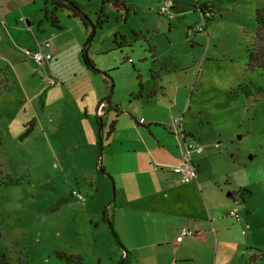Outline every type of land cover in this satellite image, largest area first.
I'll return each mask as SVG.
<instances>
[{
	"label": "rangeland",
	"instance_id": "rangeland-1",
	"mask_svg": "<svg viewBox=\"0 0 264 264\" xmlns=\"http://www.w3.org/2000/svg\"><path fill=\"white\" fill-rule=\"evenodd\" d=\"M26 1L27 10L41 12L45 20L46 0ZM75 1L90 17L104 0ZM125 1L138 10L129 24L135 19L145 30L146 37L130 36L126 52L141 68L147 87H153L152 75L159 68L154 52L165 65L162 83L169 94L160 99L170 109L156 113L173 129L179 127L177 118L184 121L193 135L187 137L191 144L206 147L201 172L221 182L226 201L241 216L238 221L224 214L233 225L221 233L218 252L205 251L206 260L214 256L218 264H264V91L259 90L264 88V71L247 65L248 50L257 39L256 10L264 8V0H169L168 15L159 13L162 0ZM115 9H106L110 22L97 29L98 48L109 45L117 24ZM118 54L112 50L96 59L110 63ZM130 70L132 64L126 62L112 71V79L139 90L140 73ZM5 84L0 80V264H129L126 245L104 215H113L114 202L108 206L117 195L114 176L101 172L84 145L69 150L72 135L87 133L85 124L77 119L73 126L36 128L23 136L37 114L27 103L28 84L16 80L14 89H5ZM113 95L110 99L119 97L126 104L135 98ZM110 118H104V131ZM103 150L105 168L104 138ZM73 190L85 199L74 197ZM114 228L118 233L115 222Z\"/></svg>",
	"mask_w": 264,
	"mask_h": 264
},
{
	"label": "crops",
	"instance_id": "crops-1",
	"mask_svg": "<svg viewBox=\"0 0 264 264\" xmlns=\"http://www.w3.org/2000/svg\"><path fill=\"white\" fill-rule=\"evenodd\" d=\"M48 1L45 9L54 10ZM110 2L106 0L100 11L90 14L89 25L67 8L56 9L54 13L61 25L58 28L44 20L41 12L27 10L30 4L26 0H0V63H5L0 64V80L6 81L5 89H14L16 80L28 84L25 96L30 99L27 103L37 113L30 121L28 132L36 128L59 130L62 124L73 126L77 119L85 124L87 133L79 138L72 135L69 150L75 151L84 145L88 155L91 150L96 156L99 168L98 118L101 116L104 124V118L111 117L108 129L104 131L103 128L107 159L104 170L114 176L117 195L108 207L114 202L112 216L119 238L128 249L125 254L129 264H218L217 257H211L210 262L206 260L205 251L210 250L212 254L215 249L218 252L221 233L233 225V220L225 218L224 214L241 221L239 211L226 201L221 182L212 174L207 176L201 172L205 146L202 152L194 149L190 152L197 167L196 179L184 182L175 170L184 163L187 145L191 144L187 137L193 135L183 126L184 121L180 123L177 118L179 127L173 129L156 113L164 107L160 96L168 97L169 93L162 83L165 65L158 60L153 48H150L154 52L153 62L159 67L152 75L153 87H147L141 68L126 52L127 47H131L130 36L137 38L145 33L135 19L129 24L132 12L138 14L137 7L125 0ZM110 5L116 7L117 13H122L124 6L130 18L127 20L128 15L125 20L116 18L109 45L98 48L97 29L101 30L103 23L96 28L93 24L101 23L104 17L107 18L104 23L110 22L106 10ZM64 9H67V17L59 16V10ZM90 26L94 31L89 32ZM46 40L51 44L53 57L44 65H37L26 50H36ZM84 50L96 68L99 67L98 71L85 63ZM112 50H119L123 55L112 57L110 63H100L96 59L97 55H106ZM143 56L147 61L148 57ZM126 62L140 73L139 90L132 84H119L112 79L115 78L112 71L125 66ZM51 79L55 80L54 84L50 83ZM113 87L111 96L122 92L135 98L128 104L119 101V97L107 98ZM165 105L164 112L170 109ZM100 107L102 114L98 113ZM147 113H151L150 117ZM113 121L115 127L110 132ZM174 141H178V145L175 146ZM231 209L237 211L238 218L230 214ZM183 227L195 230V235L183 236L180 233Z\"/></svg>",
	"mask_w": 264,
	"mask_h": 264
},
{
	"label": "trees",
	"instance_id": "trees-1",
	"mask_svg": "<svg viewBox=\"0 0 264 264\" xmlns=\"http://www.w3.org/2000/svg\"><path fill=\"white\" fill-rule=\"evenodd\" d=\"M49 1L51 2L54 10L66 7L69 10H71L75 16H78V17L80 16L81 20L84 24H86V25L90 24V22H91L90 18L85 19L81 16V11L83 12V9H82L81 5H79V3H77L75 0H49ZM105 2H106V0L103 1L102 8H103V5L105 4ZM70 3H71V5H70ZM54 10L49 11V10L45 9V12H44L45 19L49 20L55 27L61 28V25L59 24L58 18L54 13ZM255 20L257 23V39H256V42L254 43L253 47L248 50L249 52H248L247 65L251 69H262L264 71V8H259L256 10ZM102 23L103 22L94 23L93 27L96 28L98 26H101ZM91 37H92V33L89 37V40L91 39ZM84 61L89 67H91L95 71H98L96 69L94 62H92V60L89 58L86 50H84ZM259 90L264 91V88L263 89L259 88ZM138 123H139V121H138ZM114 127H115V121H113L111 123V128H110L111 131L110 132L113 131ZM27 133H29L28 130L26 131L25 135H27ZM103 169H104V167H103ZM104 215H105L106 219L108 218V221L110 223V226L113 229L114 234L116 235V237L118 239H120L118 233L116 232V230L114 228L113 216L112 215L108 216L107 211L105 212ZM1 254H3V251H1ZM2 264H4V262H2Z\"/></svg>",
	"mask_w": 264,
	"mask_h": 264
},
{
	"label": "built area",
	"instance_id": "built-area-1",
	"mask_svg": "<svg viewBox=\"0 0 264 264\" xmlns=\"http://www.w3.org/2000/svg\"><path fill=\"white\" fill-rule=\"evenodd\" d=\"M162 2L163 4L161 5L159 9V13L168 15L169 7L167 3L169 2V0H162ZM50 45H51L50 42L46 40L40 43L36 50L27 49L26 53L33 59L34 63H36L37 65H44L47 61H50L53 57V53L50 50ZM131 60L132 59H130V61ZM50 83L54 84L55 80L51 79ZM101 107L99 108V111H98L99 114L103 112ZM175 121H178V119H176ZM203 148H204L203 145H194V144L187 145V150L184 155V163L182 165L176 166L175 168V170L180 174V177L182 178L184 182L192 181L196 179L197 177V167L191 159V155H190L191 150L194 149L197 152H202ZM72 195L80 200L85 199L84 195L80 191H77V190H73ZM230 214L238 218V214L235 209H231ZM180 233L183 236H191V235H195L196 231L189 229L187 227H183Z\"/></svg>",
	"mask_w": 264,
	"mask_h": 264
},
{
	"label": "water",
	"instance_id": "water-1",
	"mask_svg": "<svg viewBox=\"0 0 264 264\" xmlns=\"http://www.w3.org/2000/svg\"><path fill=\"white\" fill-rule=\"evenodd\" d=\"M71 5V3H70ZM81 16L85 19L89 18V16L87 14H85L84 12L81 11ZM111 92H112V89H111ZM111 95H108L107 98H110ZM98 121H99V145H100V170L101 172L105 173V170L103 169V166H102V156H103V121H102V117L100 116L98 118ZM228 196L230 197H233V194L232 193H229Z\"/></svg>",
	"mask_w": 264,
	"mask_h": 264
},
{
	"label": "flooded vegetation",
	"instance_id": "flooded-vegetation-1",
	"mask_svg": "<svg viewBox=\"0 0 264 264\" xmlns=\"http://www.w3.org/2000/svg\"><path fill=\"white\" fill-rule=\"evenodd\" d=\"M63 8H66V7H63ZM68 9V8H67ZM123 9H124V11L122 12V13H117L116 12V18L117 19H122V20H125L127 17V15H128V18H127V20H129V18H130V14H129V11L123 6ZM52 10V9H51ZM109 16H110V14H109ZM109 18V17H108ZM106 17H104L103 19H102V22H103V24H104V22L106 21ZM102 114V113H101Z\"/></svg>",
	"mask_w": 264,
	"mask_h": 264
}]
</instances>
